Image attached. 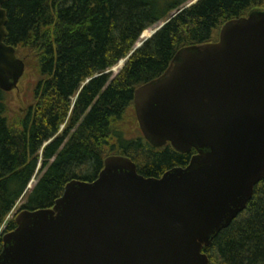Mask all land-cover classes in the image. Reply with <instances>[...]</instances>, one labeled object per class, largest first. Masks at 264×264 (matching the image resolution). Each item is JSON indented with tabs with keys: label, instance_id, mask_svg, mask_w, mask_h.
<instances>
[{
	"label": "water",
	"instance_id": "water-1",
	"mask_svg": "<svg viewBox=\"0 0 264 264\" xmlns=\"http://www.w3.org/2000/svg\"><path fill=\"white\" fill-rule=\"evenodd\" d=\"M3 3L0 89L9 92L25 63L5 43ZM133 110L153 146L194 149L188 164L145 177L129 157H105L93 181L71 179L52 207L15 215L0 264H209L202 248L264 178V11L226 21L214 42L178 50L134 90Z\"/></svg>",
	"mask_w": 264,
	"mask_h": 264
},
{
	"label": "trees",
	"instance_id": "trees-1",
	"mask_svg": "<svg viewBox=\"0 0 264 264\" xmlns=\"http://www.w3.org/2000/svg\"><path fill=\"white\" fill-rule=\"evenodd\" d=\"M188 1L4 0L5 43L37 60L31 66L43 89L39 97L34 89L16 119L0 89V228L22 196L21 209L50 208L71 179H96L109 155L129 157L145 177L188 164L194 149L155 147L141 132L125 134L121 123L134 90L160 76L181 48L214 42L226 21L264 10V0H197L186 7ZM166 20L130 54L147 28ZM122 59L109 80L106 71ZM39 157L43 173L27 193ZM15 226L10 221L3 233ZM202 251L209 264H264V178L244 211Z\"/></svg>",
	"mask_w": 264,
	"mask_h": 264
},
{
	"label": "rangeland",
	"instance_id": "rangeland-1",
	"mask_svg": "<svg viewBox=\"0 0 264 264\" xmlns=\"http://www.w3.org/2000/svg\"><path fill=\"white\" fill-rule=\"evenodd\" d=\"M194 1L195 0L188 1L185 6L191 5L192 3H194ZM162 22L163 21H159L155 23L154 25H152L151 27L147 28L141 34V36L139 37V39L137 40L134 46L138 45L143 40L151 36V34L155 32L156 29H158V27L162 24ZM17 57L23 59L24 63H26V61L29 62V65L27 66L25 64L24 73L22 77L20 78L17 84V87L7 92L6 94L5 99H6V104L8 106L7 111H8V115L10 119H16L17 117H19V115H22L24 111L26 110V108L32 103L33 91L35 89L36 81L38 78L37 67L31 66L33 62L36 64L37 60L34 61L27 51L20 53V55H17ZM122 60H123V63L121 64L119 68L115 69L120 61L106 71V74L108 75L109 80L114 78L118 74V72L122 69L126 59H122ZM121 127L123 128V130L125 131V134L128 137L137 136L140 134L132 106H130L127 109L124 120L121 123ZM62 129H63V126H61L60 128L59 134L62 132ZM39 156H41V152ZM41 165H42V160L39 157L36 171L26 187L27 193L33 188V186L36 184L41 174L43 173V169L41 170ZM25 198L26 196H22L15 203L14 207L9 212V214L5 217V220L0 228L1 234H3V231L6 228L7 224L10 221L14 220L15 215L21 210V207L25 202Z\"/></svg>",
	"mask_w": 264,
	"mask_h": 264
},
{
	"label": "flooded vegetation",
	"instance_id": "flooded-vegetation-1",
	"mask_svg": "<svg viewBox=\"0 0 264 264\" xmlns=\"http://www.w3.org/2000/svg\"><path fill=\"white\" fill-rule=\"evenodd\" d=\"M2 7H3V5H2ZM5 13H6V11H5ZM4 28H5V25H4ZM4 40H5V37H4ZM37 74H38V78H37V81H36V88L35 89H36V95L39 97L41 95V92H42L43 88H42V78L39 75V73H37Z\"/></svg>",
	"mask_w": 264,
	"mask_h": 264
},
{
	"label": "bare ground",
	"instance_id": "bare-ground-1",
	"mask_svg": "<svg viewBox=\"0 0 264 264\" xmlns=\"http://www.w3.org/2000/svg\"><path fill=\"white\" fill-rule=\"evenodd\" d=\"M122 63H123V61H120L115 69L119 68V67L121 66ZM31 183H32V182H31Z\"/></svg>",
	"mask_w": 264,
	"mask_h": 264
}]
</instances>
